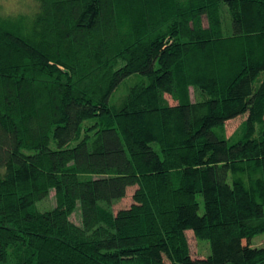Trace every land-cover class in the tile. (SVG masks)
Returning a JSON list of instances; mask_svg holds the SVG:
<instances>
[{
  "label": "trees",
  "instance_id": "trees-1",
  "mask_svg": "<svg viewBox=\"0 0 264 264\" xmlns=\"http://www.w3.org/2000/svg\"><path fill=\"white\" fill-rule=\"evenodd\" d=\"M34 1L0 16V264H264V0Z\"/></svg>",
  "mask_w": 264,
  "mask_h": 264
},
{
  "label": "rangeland",
  "instance_id": "rangeland-1",
  "mask_svg": "<svg viewBox=\"0 0 264 264\" xmlns=\"http://www.w3.org/2000/svg\"><path fill=\"white\" fill-rule=\"evenodd\" d=\"M36 8V4L34 0H0V16L1 17H13L17 16L19 13L31 12L32 9ZM206 23V22H205ZM144 79L140 74H133L126 78V80L119 86V89L116 91L114 96L112 97V101H118V99L126 94L128 88L137 81ZM192 99L195 100V92L194 89H191ZM170 104H174L175 102L171 99L169 95L165 96ZM116 99V100H115ZM245 120V116L238 117L233 120H229L226 122L225 127V135L228 138H231L233 141H237L242 134L243 121ZM134 191V187L131 188L123 199L116 201L112 205L113 212H117L120 209L128 208L132 204V193ZM197 200L200 204L199 213L203 214L204 212V201L201 194H197ZM37 207L44 211L50 210L56 205V200L54 196V192L52 191L49 196L37 202ZM80 204L76 207L75 212L71 215V220L76 224H81V213H80ZM188 236H192L191 231H187ZM192 253L196 257H208L211 254V246L208 240L205 239H195L193 237L189 238ZM252 246H264V233L257 234L251 239Z\"/></svg>",
  "mask_w": 264,
  "mask_h": 264
}]
</instances>
